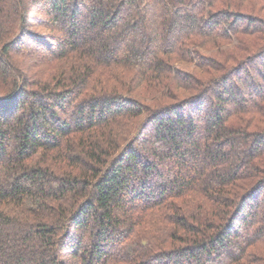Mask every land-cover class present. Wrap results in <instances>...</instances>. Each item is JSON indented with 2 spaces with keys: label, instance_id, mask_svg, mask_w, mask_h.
<instances>
[{
  "label": "trees",
  "instance_id": "1",
  "mask_svg": "<svg viewBox=\"0 0 264 264\" xmlns=\"http://www.w3.org/2000/svg\"><path fill=\"white\" fill-rule=\"evenodd\" d=\"M0 264H264V0H0Z\"/></svg>",
  "mask_w": 264,
  "mask_h": 264
}]
</instances>
